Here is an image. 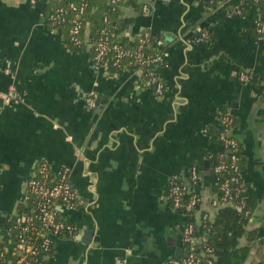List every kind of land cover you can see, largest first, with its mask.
Here are the masks:
<instances>
[{
    "label": "crops",
    "instance_id": "1",
    "mask_svg": "<svg viewBox=\"0 0 264 264\" xmlns=\"http://www.w3.org/2000/svg\"><path fill=\"white\" fill-rule=\"evenodd\" d=\"M214 2L137 0V9L122 1V16L130 19L124 36L138 41L148 31L162 40L159 96L136 70L93 67L88 22L84 49L75 51L68 33L50 28L49 0H0V239L9 245V226L28 202L26 182L45 160L54 170L70 168L86 202L61 209L76 232L56 241L47 264L183 259V216L167 196L168 179L197 167L204 183L197 220L215 219L210 152L223 148L213 137L219 114L228 112L253 203L247 229L254 232L239 239L231 264H264V38L247 28L256 8L246 18L229 15L228 4L240 0ZM203 31L210 40L197 42ZM11 92L19 101L6 102ZM92 94L95 106L86 101Z\"/></svg>",
    "mask_w": 264,
    "mask_h": 264
},
{
    "label": "built area",
    "instance_id": "2",
    "mask_svg": "<svg viewBox=\"0 0 264 264\" xmlns=\"http://www.w3.org/2000/svg\"><path fill=\"white\" fill-rule=\"evenodd\" d=\"M58 2L61 0H57ZM121 0H109V3L116 4ZM169 1V0H159ZM215 0H211L214 2ZM258 1V0H255ZM88 3L85 0L80 2L70 1L67 6L57 4L50 8L47 20L50 28L59 31L62 26L68 27L69 44L80 47L85 43L83 31L85 28V14ZM143 12L149 13L151 6L146 3L142 7ZM229 15L244 17L239 5H235L229 11ZM70 13V14H69ZM107 20V19H106ZM259 38L264 36V23L255 19ZM210 34L203 31L196 38L197 42L209 41ZM94 55L92 64L95 68L108 66L107 58L112 59V65L117 68L134 70L146 78L147 84L151 86L156 95L162 96L165 92V84L158 73V68L166 64L165 54L158 48L162 45V40L155 38L146 31L139 37L135 48H127L112 38L110 28L102 29L97 39L92 42ZM153 46L156 50L150 51ZM250 76L241 72L242 80H249ZM19 101L16 93L11 92L6 95V102ZM87 103L90 106L97 104V96L92 94L87 96ZM220 123L219 139L223 148L229 153L230 162L224 159V154L220 155L219 163L215 166V172L221 174L230 168L239 174V156L236 151L239 142L231 134L234 126V117L226 112L218 116ZM70 168L62 167L54 170L49 162L41 160L35 166L31 176L25 185L26 199H32V207L25 214H17L8 229L7 239L9 245L3 238L0 239V264H47L50 251L59 238L72 237L76 232L75 224L67 221L61 216V209H77L85 205V200L75 189L69 179ZM202 174L195 166L189 169V177L184 178L180 174H174L168 179V198L177 210H192L200 203L201 195L192 189V184H197L202 180ZM217 182L220 179L216 177ZM224 189L222 203L233 204L242 208L243 203L233 202L231 194V182L227 178L221 183ZM188 198H185V196ZM215 204H219L215 200ZM183 239L188 245V251L183 259H171L168 264H201L203 256L197 253L199 240L196 233V226L187 223L183 227ZM5 242V244H3Z\"/></svg>",
    "mask_w": 264,
    "mask_h": 264
},
{
    "label": "trees",
    "instance_id": "3",
    "mask_svg": "<svg viewBox=\"0 0 264 264\" xmlns=\"http://www.w3.org/2000/svg\"><path fill=\"white\" fill-rule=\"evenodd\" d=\"M70 1L80 2L81 0H61L59 2L57 0H49V3H47L44 8V12L49 13L50 8L56 6L57 4L67 6ZM85 1L88 3L85 14V25L86 22L89 23L92 30L91 36L93 37V41L98 38L102 29L110 28L112 30V38L115 40V42L131 49L136 47L138 41H131L123 35V32L128 29L130 23V19L123 17L122 12L120 11V6L123 0L116 4L109 3V0ZM128 2L134 5V7L137 9H139L141 6L137 3V0H128ZM212 5L215 7V2ZM235 5H239L244 17L246 18L250 16L252 9L256 8L258 12V20L261 23H264V0H240L238 3L228 4V8L231 9ZM255 19H257V17ZM255 19L250 25L247 26V28L249 32L255 33V36L259 38L260 35L257 31ZM59 31L68 33V27L62 26L59 28ZM66 41L69 44L68 38ZM69 45L71 46V49L75 51H82L84 49V44L80 47L72 46L71 44ZM158 49L161 50L160 48ZM154 50H156L155 46L150 49V51ZM106 63L108 64V69L114 73L126 71L125 69L114 67L110 57L106 59ZM130 69L134 70V66H131ZM144 79L146 78L144 77ZM219 133L220 130L215 132L213 138L214 140H219V142H221L219 139ZM210 154L213 162L212 173L215 177L219 176L221 179L216 182L215 187L217 193L216 200H218L219 203L217 204L219 205V208L217 210L215 219L213 221H207L204 217H201L199 224L196 215L199 210V205L189 211L182 209L178 210V213L183 216V227L187 223H193L196 226L197 237L201 236L202 238L196 250L198 254L203 256L201 264H231L236 246L239 243V239L243 235H248L249 239H253V230L249 231L247 229V223L253 208V203L251 198L248 196L247 186L243 184V181L240 178V170L243 164L242 149L240 144L236 151L237 156L240 158L238 162L239 174L230 168L226 169L221 174H217L215 172V166L217 163H219L220 155L224 154V159L227 162H230L229 153H227L224 148L212 150ZM227 178H229L231 182V194L233 197V202L237 204L243 203L244 206L242 208H238L233 204L222 203V197L224 196L225 191L221 187V183ZM203 184V181L197 184H192V189L201 195ZM185 198H188V196L186 195ZM31 207L32 199H29L27 205L20 207L19 214L28 213ZM254 231L256 235H260L261 233V231L258 232V230ZM3 244H5V242H3Z\"/></svg>",
    "mask_w": 264,
    "mask_h": 264
},
{
    "label": "bare ground",
    "instance_id": "4",
    "mask_svg": "<svg viewBox=\"0 0 264 264\" xmlns=\"http://www.w3.org/2000/svg\"><path fill=\"white\" fill-rule=\"evenodd\" d=\"M45 16V15H44ZM79 49V48H78ZM88 52V51H87ZM85 54V53H84ZM87 54V53H86ZM92 56V55H91ZM90 57V56H89ZM211 157V156H210ZM218 164V163H217ZM208 221V220H207ZM205 239V238H204Z\"/></svg>",
    "mask_w": 264,
    "mask_h": 264
}]
</instances>
